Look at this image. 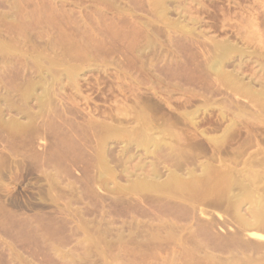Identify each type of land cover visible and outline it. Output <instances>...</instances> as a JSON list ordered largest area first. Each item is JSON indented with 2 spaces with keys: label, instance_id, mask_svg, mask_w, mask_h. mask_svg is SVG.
<instances>
[{
  "label": "rangeland",
  "instance_id": "obj_1",
  "mask_svg": "<svg viewBox=\"0 0 264 264\" xmlns=\"http://www.w3.org/2000/svg\"><path fill=\"white\" fill-rule=\"evenodd\" d=\"M221 52L264 88V0H0V264H264V230L238 221L264 201L261 107L223 82L212 97L199 65ZM142 116L176 130L152 156ZM140 176L152 190L131 188Z\"/></svg>",
  "mask_w": 264,
  "mask_h": 264
},
{
  "label": "bare ground",
  "instance_id": "obj_2",
  "mask_svg": "<svg viewBox=\"0 0 264 264\" xmlns=\"http://www.w3.org/2000/svg\"><path fill=\"white\" fill-rule=\"evenodd\" d=\"M175 27H177V26H175ZM219 43H221V42H219ZM224 43H225V42H224ZM224 43H223V44H224ZM226 44H228V43H226ZM229 44H230V43H229ZM205 45H206V44H205ZM219 45H220V44H219ZM221 45H222V44H221ZM206 46H208V45H206ZM209 46H210V45H209ZM213 46H214V45H213ZM213 46L211 45L212 48H213ZM215 46H216V45H215ZM227 46H228V45H227ZM217 47H218V45H217ZM217 47H216V48H217ZM229 47H230V45H229ZM229 47H228V48H229ZM202 48H203V47H202ZM204 48H205V47H204ZM207 48H208V47H206V50H207ZM224 48H225V47H224ZM228 48H227V49H228ZM150 49H151V48H150ZM217 49H219V48H217ZM233 49H234V48H233ZM201 50H203V49H201ZM209 50H211V49L209 48ZM213 50H216V49H213ZM219 50H220V49H219ZM224 50H226V49H224ZM231 50H232V48H231ZM237 50H238V49H237ZM244 50H245V49H244ZM244 50H243V51H244ZM203 51H205V50H203ZM226 51H227V50H226ZM228 51H229V49H228ZM228 51H227V52H228ZM207 52H208V51H207ZM239 52H240V51H239ZM201 53H202V52H201ZM214 53L216 54V52H214ZM221 53H223V52H221ZM225 53H226V52H225ZM229 53H230V52H229ZM243 53H244V52H243ZM203 54H204V53H203ZM206 54H207V53H206ZM223 54H224V53H223ZM255 54H256V53H255ZM207 55H208V54H207ZM209 55H210V54H209ZM212 55H213V54H212ZM216 55H217V54H216ZM216 55H215V57H214L215 59H213V58H212V59H208V58H207L205 61H203L204 59H202L203 65H199V64H197V65H199V67L201 66V70H200L199 72H201L202 75H203L205 78H208V79H209V80H208V79H206V80H208L207 82L210 83V84H211V87H212V88H210V90L208 89V90L210 91V93H211V91H212V89H213V91H212V97H213V94H214V95H217L216 97H218V96H219V97H220V96H225L226 94H228V93H226L227 91L230 92V93H233V94L235 93V94H237V96L240 95V97H241V96L246 97V98H248V100L250 99L249 102H252V101H253V104H252V105H253L255 108H260V107H261L260 110L258 109V111H257V109H256L255 114H254L256 117L253 116V118H256L257 120H259V121H261V122H264V101H261V100H264V88L261 87V85H264V84H261V85H260L261 89H257V88H255L256 85L250 83V81H249L248 83H247V81L245 82L244 80H246V79L243 80V77H241V76L239 77V76H238L239 74H238V75H237V73L235 74V71H234V72L232 71V73H234V74L229 73L230 71H228V72L224 71L223 63H224V62H228V61H225V60H228V59H229V58H228V55H229V54L226 55L228 59L225 58V54H224L223 56H222V54H221L222 57H221L220 55H218V57H216ZM230 55H231V54H230ZM240 55H241V54H240ZM243 55H244V54H243ZM253 55H254V54H253ZM258 55H259V52H258ZM201 57H202V56H201ZM201 57H200V59H201ZM210 58H211V57H210ZM256 59H257V58H256ZM197 60H198V59H197ZM254 60H255V59H254ZM230 61H231V60H230ZM255 61H256V60H255ZM242 62H243V61H242ZM260 62H262V61L259 60V63H258V62H257V63L260 64ZM263 62H264V61H263ZM255 63H256V62H255ZM201 64H202V63H201ZM243 64H244V63H243ZM197 65H196V66H197ZM224 65H225V64H224ZM261 65H263V63H262ZM228 66H229V65H228ZM230 66H231V65H230ZM234 66H235V65H234ZM199 67H198V69H199ZM249 68H250V67H249ZM225 69H226V68H225ZM232 69H233V68H232ZM242 69H243V68H242ZM250 69H251V68H250ZM235 70H236V68H235ZM244 70H245V69H244ZM197 71H198V70H197ZM261 71H262V70H261ZM242 72H243V71H242ZM238 73H239V72H238ZM194 74H195V73H193V76H194ZM245 74H246V73H245ZM199 75H200V74H199ZM199 75H198V76H199ZM202 75H201L200 77H201V78H204ZM242 75H244V74L242 73ZM256 75H257V74H256ZM258 75H259V74H258ZM244 76H245V75H244ZM253 76H254V75H253ZM263 76H264V75H263ZM200 77H199V79H200ZM205 78H204V79H205ZM248 78H249V77H248ZM255 78H257V77H255ZM259 78H262V77H259ZM192 79H193V78H192ZM204 79H203V80H204ZM200 80H201V79H200ZM250 80H251V79H250ZM257 80H259V79L257 78ZM262 80H264V79H262ZM262 80H261V82H262ZM196 81H197V80H196ZM209 81H210V82H209ZM255 81H256V79H255ZM200 82H201V81H200ZM220 82H223V83H224V84L222 83V84L224 85V87H225V89H224V87H223V91L225 90L226 92L221 91V90H222V89H221L222 87L220 88V86H219V88H218V85H216V84H218V83L221 84ZM257 82H258V81H257ZM198 83H199V81H198ZM205 83H206V82H205ZM258 83H259V82H258ZM196 84H197V83H196ZM199 84L201 85V83H199ZM222 84H221V86H222ZM198 86H199V85H198ZM206 86H207V84H206ZM208 86H209V85H208ZM215 86H216V87H215ZM199 87H200V86H199ZM204 87H205V86H203V88H204ZM208 88H209V87H208ZM220 89H221V90H220ZM202 90H203V89H202ZM200 91H201V90H200ZM203 91H204V90H203ZM196 92H197V91H196ZM196 92H195V93H196ZM195 93H194V94H195ZM199 93H200V92L198 91V95H199ZM201 93H203V92H201ZM204 93L206 94V91H205ZM208 93H209V92H208ZM225 93H226V94H225ZM230 93H229V94H230ZM198 95H197V96H198ZM200 95H201V94H200ZM191 96H193L192 93H191ZM194 96H195V95H194ZM204 96H205V95H204ZM206 96H207V95H206ZM206 96H205V97H206ZM209 96H210V94H209ZM209 96H207V97H209ZM228 96H229V95H228ZM230 96H232V95H230ZM195 97H196V96H195ZM200 97H201V96H200ZM243 97H242V98H243ZM192 98H193V97H192ZM192 98H191V99H192ZM196 98H198V97H196ZM202 98H204V97H203V94H202ZM214 98H215V97H214ZM230 98L232 99V97H230ZM258 98H259L260 100H259ZM188 99H190V97H188ZM194 99H195V98H194ZM207 99H208V98H207ZM212 99H213V98H211V99L209 98V102H210V100L212 101ZM215 99H216V98H215ZM224 99H225V98H224ZM227 99H229V97H228ZM233 99H234V98H233ZM257 99H258V100H257ZM203 100H204V99H203ZM225 100H226V99H225ZM190 101H191V100H190ZM205 101H207V104H208V100H205ZM205 101H204V102H205ZM217 101H218V100H217ZM217 101H216V102H217ZM238 101H239V100H238ZM259 101H260V102H259ZM187 102H188V100H187ZM233 102H235V101L233 100ZM236 102H237V101H236ZM220 103H221V101H220ZM222 103L225 105V103H227V102H226V101H222ZM228 103H229V101H228ZM231 103H232V102H231ZM231 103H229V104H231ZM205 104H206V103H205ZM229 104H226V105H225V108H229L230 106L227 107V105H229ZM232 104H233V103H232ZM232 104H231V109L233 108V107H232V106H233ZM236 104H238V103H236ZM140 105H142V104H140ZM149 105H150V104H149ZM238 105H239V104H238ZM259 105H261V106H259ZM145 106H146V105H145ZM204 106H205V105H204ZM210 106H211V105H210ZM234 106H235V105H234ZM241 106H242V105H241ZM258 106H259V107H258ZM138 107H139V106H138ZM142 107H143V106H142ZM152 107H153V106H152ZM158 107H159V106H158ZM235 107H236V106H235ZM239 107H240V105H239ZM254 107H252V108H254ZM136 108H137V107H135V109H136ZM146 108H147V107H146ZM149 108H150V107H149ZM222 108H223V107H222ZM245 108H247V107H245ZM137 109H138V108H137ZM142 109H143V108H142ZM150 109H151V108H150ZM159 109H160V108H159ZM231 109H230V111H231ZM236 109H237V108H236ZM247 109H248V111H250V110H249L250 108H247ZM143 110H144V112L142 111V113H144V115L147 116L148 113L145 114V112H146L148 109H147V110L143 109ZM226 110L229 111V109H226ZM232 110H233V109H232ZM238 110H239V109H238ZM238 110H237V112H238ZM154 111H155V110H154ZM157 111H158V110H157ZM195 111L198 112L199 110H195ZM206 111H207V110H206ZM222 111H223V110H222ZM233 111H234V110H233ZM235 111H236V110H235ZM235 111H234V112H235ZM251 111H252V109H251ZM251 111L248 112V114H247V113H246V112H247L246 110L244 111V113H243V110H241V114H242V116H244L243 114L246 113L247 115L250 116L249 113H251ZM253 111H254V110H253ZM147 112H148V111H147ZM155 112H156V111H155ZM190 112H191V111H190ZM190 112L187 111V112L183 113V114H182L183 117H182V116H181V117H182L183 119H186V120L188 119V120H190V121H191V120L193 121V119L198 118L197 115H199V114H197V112H194V111L191 112V113H190ZM199 112H201V111H199ZM199 112H198V113H199ZM224 112H225V110H224ZM239 112H240V110H239ZM239 112H238V113H239ZM138 113H139V112H138ZM142 113H141V115H142ZM204 113H205V112H204ZM221 113H222V112H221ZM221 113H220V114H221ZM227 113H228V112H227ZM225 114H226V113H225ZM233 114H235V113H233ZM241 114L239 113V114H235V115H238V117H239V115H240L241 118H244V117L241 116ZM148 115L150 116V114H148ZM178 115H179V114H178ZM180 115H181V114H180ZM221 115H222V114H221ZM223 115H224V113H223ZM223 115H222V116H223ZM226 115H227V114H226ZM226 115H225V116H226ZM252 115H253V114H252ZM252 115H251V116H252ZM134 116H135V117H136V116L138 117L137 114L134 115ZM134 116H133V117H134ZM149 116L146 117V118H144V116H142V118H144V119H147V118H148V119H149ZM151 116H153V115H151ZM172 116H173V115H172ZM225 116H223V118H224ZM251 116H250V117H251ZM137 117H136V118H137ZM139 117H141V116L139 115ZM195 117H196V118H195ZM238 117H237V119H240V118H238ZM245 117H246V115H245ZM164 118H165V117H164ZM168 118H169V116H168ZM246 118H247V117H246ZM144 119H143V120H144ZM172 119H173V118H172ZM175 119H176V118H175ZM178 119H179V118H178ZM251 119H252V118H251ZM169 120H170V118H169ZM169 120H168V121H169ZM173 120H174V119H173ZM181 120H182V119H181ZM224 120H225V119H224ZM233 120H234V119H233ZM257 120H256V121H257ZM144 121H145V120H144ZM154 121H155V120H154ZM168 121H167V122H168ZM170 121H171V120H170ZM174 121H175V120H174ZM179 121H180V120H179ZM190 121H188V122H190ZM192 121H191V123H192ZM231 121H232V120H231ZM89 122H90V121H89ZM155 122H156V121H155ZM158 122H159V121H158ZM165 122H166V121H165ZM171 122H172V121H171ZM186 122H187V121H186ZM234 122H235V121H234ZM234 122L232 121V122H231L232 125L229 124V125H230L229 127L235 125ZM87 123H88V122H87ZM95 123H97V122H95ZM176 123L178 124V122H176ZM90 124H91V123H90ZM90 124H89V125H90ZM105 124H106V123H105ZM105 124H103V126H104ZM107 124H108V123H107ZM156 124H157V123H156ZM161 124H162V123H161ZM192 124H193V123H192ZM261 124H262V123H261ZM263 124H264V123H263ZM85 125H86V124H85ZM91 125H92V124H91ZM159 125H160V124H159ZM163 125H164V126L167 125V126H166L167 128H163V129H161V127H157V126H155L154 123H153V121H152L151 119H149V120H146V122H144V124L142 123V124L140 125L139 128H136V129L133 130V134H134V133H137V135L139 134L138 138H139L140 142L137 141L136 139H135V140H136L137 142H139L138 145L141 143V146H142L141 148H143V150L147 152V153L145 152L146 154L149 155L150 151H151V152L154 151V150H151V149H153V148H154V149H156V148H157V149H159V148H160V149H163L162 147H164V146L167 147V144H168V143L165 142V139H167V138L164 137L165 134L163 135V132H164V131H166L167 133H168V132H171V131H174V132L176 133V130H173L174 128L172 127V126H173L172 124H171V125H168V123H166V125H165V124H163ZM163 125H162V126H163ZM96 126H97V125H96ZM108 126H109V125H108ZM108 126H107V128H108ZM112 126H113V125H112ZM175 126H176V125H175ZM177 126H178V125H177ZM91 127H92V126H91ZM93 127H95V126H93ZM113 127H114V126H113ZM113 127H110V126H109V128H110V129L108 128L109 131L112 130ZM229 127H228V128H229ZM96 128H97L96 130H98L99 127H96ZM107 128H106V129H107ZM115 128H116V127L113 128V129H114L113 133H116V134H117V133H118L117 130H119V133L121 132L120 129L116 128V129H117V130H116ZM87 129H88V128H87ZM89 129H90V127H89ZM102 129H104V127H103ZM102 129H101V130H102ZM93 130H95V129H93ZM101 130H100V132H101ZM115 130H116V131H115ZM131 130H132V129H131ZM230 130H231V129H227V131L225 132V136H224L225 138H226V135H227L229 132H231ZM122 131H123V130H122ZM124 131H125V130H124ZM126 131H127V130H126ZM129 131H130V129H129ZM127 132H128V131H127ZM177 132H179L178 129H177ZM233 132L235 133V130H234ZM156 133H157V134H162V135H156ZM164 133H165V132H164ZM175 133H174V135H175L176 138H177V135H178V134L176 135ZM96 134H97V133H96ZM129 134H130V133H129ZM131 134H132V133H131ZM168 134H169V133H168ZM168 134H167V135H168ZM172 134H173V133H172ZM172 134L170 133V135H172ZM179 135H180V136H178L179 138L184 137V136H182L181 134H179ZM131 136H132V135H131ZM168 136H169V135H168ZM168 136H167V137H168ZM181 136H182V137H181ZM172 137H174V136L172 135ZM172 137L169 136V138H172ZM224 137H223V135H222L220 138H224ZM108 138H109V137H108ZM112 138H113V137H112ZM136 138H137V137H136ZM176 138H175V139H176ZM179 138H177V140H178ZM217 138H218V137H217ZM225 138H224V140H225ZM210 139H211V138H210ZM213 139H214V138H213ZM109 140H110V139H109ZM109 140H108V141H109ZM130 140H131V138H130ZM132 140H133V139H132ZM132 140H131L130 142H135V141H132ZM177 140H176V141H177ZM180 140L182 141V139H180ZM215 140H217V141H215ZM218 140H220V141H218ZM226 140H227V139H226ZM167 141H168V139H167ZM169 141H170V140H169ZM172 141H173V140H172ZM172 141H170V142H172ZM178 141H179V140H178ZM212 141H213V142L215 141V142H216V143L214 142L215 144H217L218 142H220V144L222 145V142H221V141H223V140H221V139H216V138H215V139L212 140ZM174 142H175V141H174ZM179 142H180V141H179ZM223 142H225V141H223ZM103 143H104V144H107L108 142L105 143V141H104ZM130 144H132V143H130ZM130 144H129V145H130ZM133 144H134V143H133ZM136 144H137V143H135L134 145H136ZM171 144H172V143H170V145H171ZM181 144H182V143H181ZM220 144H219V145H220ZM99 145H101V144H99ZM102 145H103V144H102ZM138 145H137V146H138ZM170 145H169V146H170ZM177 145H178V144H177ZM179 145H180V144H179ZM219 145L217 144L216 146H219ZM216 146H215V147H216ZM102 147H103V146H102ZM174 147H176V146H174ZM174 147H173V148H174ZM182 147H183V146H182ZM182 147H181V149H182ZM105 148H106V147H105ZM164 148H165V147H164ZM171 148H172V146H171ZM171 148H170V149H171ZM178 148H179V147H178ZM160 149H159V150H160ZM159 150H158V151H159ZM167 150H168V149H167ZM169 151H170V150H169ZM179 151H180V150H179ZM161 152H162V151H161ZM188 152H189V151H188ZM142 153H143V151H142ZM154 153H156V152H154ZM167 153H168V152H167ZM194 153H195V152H194ZM261 153H262V152H261ZM150 154H151V156H152L153 152L150 153ZM156 154H157V153H156ZM171 154L173 155V153H171ZM176 154H178V153H176ZM181 154H182V152H181ZM154 155H155V154H154ZM154 155H153V156H154ZM164 155H165V154H164ZM196 155H197V154H196ZM209 155H210V154H209ZM263 155H264V153H263ZM144 156H145V155H144ZM169 156H170V155H169ZM181 156H182V155H181ZM205 156H206V155H205ZM256 156H257V155H256ZM256 156H254V157H256ZM260 156H262V155H260ZM260 156H259V157H260ZM145 157H146V156H145ZM174 157H175V156H174ZM179 157H180V156H179ZM198 157H199V156H198ZM212 157H213V156H212ZM216 157H217V156H216ZM175 158H176V157H175ZM202 158H203V157H202ZM171 159H172V158H171ZM176 159H177V158H176ZM190 159H191V158H190ZM198 159H199V158H198ZM204 159H205V158H204ZM179 160H180V159H179ZM191 160H192V159H191ZM251 160H252V159H251ZM261 160H262V159H261ZM261 160H259V159H257V158H256V160L254 159V160H253L254 162H252V163L254 164V163L256 162V164H255V165L252 164V165H253V166H257V165H258V164H257V161H258V163L264 161V159H263V161H261ZM204 161H206V160H204ZM208 161H209V160H208ZM247 161H248V160H247ZM175 162H176V161H175ZM177 162H179V161H177ZM202 162H203V161H202ZM249 162H250V161H249ZM99 163H101V162H99ZM183 163H184V161H183ZM210 163H211V161H210ZM210 163H209V164H208V163H205V164H206V166H205V165H204V162H203V165H204L203 167H205V168L201 167V168H203L201 177H203V175H204L205 172H206V174H208L207 171H208V170L212 167V165H213V164L211 163V167L209 166V169H208V168H207V164L210 165ZM213 163H214V162H213ZM245 163H246V162H244V164H245ZM250 163H251V162H250ZM250 163L245 164V165H250ZM195 164H196V163H195ZM220 164H221V163H220ZM220 164H219V165H220ZM260 164H261V163H260ZM155 165H156V164H155ZM182 165H184V164H182ZM214 165H215V164H214ZM219 165H218V166H219ZM252 165H250V166H252ZM261 165H263V164H261ZM261 165H260V166H261ZM98 166H99V165H98ZM178 166H179V164H178ZM180 166H181V165H180ZM180 166H179V167H180ZM198 166H199V165H198ZM218 166H216V167L218 168ZM222 166H223V165H222ZM104 167H105V166H104ZM157 167H159V166H157ZM179 167H178V168H179ZM199 167H200V166H199ZM214 167H215V166H214ZM219 167H220V166H219ZM226 167H227V166H226ZM175 168H176V167H175ZM195 168H196V167H195ZM195 168H194V169H195ZM221 168H222V167H221ZM221 168H220V169H221ZM155 169H156V168H155ZM207 169H208V170H207ZM213 169H214V168H213ZM222 169H224V168H222ZM226 169H227V168H225L224 170H226ZM233 169L235 170V168H232V170H231L232 172H233ZM190 170H191V167H190V169H188V171H190ZM158 171H159V170H158ZM160 171H161V170H160ZM167 171H169V170H167ZM171 171H172V170H171ZM193 171H194V170H193ZM212 171H213V170H212ZM218 171H219V170H218ZM222 171H223V170H222ZM222 171H221V172H222ZM235 171H236V170H235ZM235 171H234V172H235ZM248 171H249V170H248ZM251 171H252V170H251ZM102 172H103V171H102ZM106 172H107V171H106ZM156 172H157V171H156ZM175 172H177V171H173L172 173L170 172V175L168 176V178L165 177L166 179H165L164 182L161 181V180H159L158 178H159L160 176H159V174L157 175V177H156L155 179L161 181V182H158V186L161 185L160 187L162 188V190H165V189L163 188L165 185H168V184L171 185V183H172L174 186L177 185L176 187L179 186V185H178V184H179V181H180V179H182V178H180L179 180H178V178H179V176L181 175V172H180V175H179L178 177H177V173H175ZM194 172H195V171H194ZM196 172H197V171H196ZM209 172H210V170H209ZM236 172H237V171H236ZM103 173H105V172H103ZM108 173H109V172H108ZM166 173H168V172H166ZM166 173H165V175H166ZM191 173H193V172H191ZM200 173H201V172H200ZM219 173H220V172H218V174H219ZM237 173H238V172H237ZM248 173H249V172H248ZM250 173H251V172H250ZM250 173H249V175H247V176H250ZM253 173H254V172H253ZM262 173H263V172H262ZM105 174L107 175V173H105ZM109 174H110V173H109ZM154 174H155V173H154ZM187 174H188V173H187ZM209 174H210V173H209ZM209 174H208V175H209ZM220 174H221V173H220ZM230 174H232V173H229V175H230ZM251 174H252V173H251ZM259 174H260V171H259ZM263 174H264V173H263ZM263 174H262V175H263ZM99 175L101 176V175H104V174H101V173H100ZM151 175H152V174H151ZM183 175H184V174H183ZM229 175H228V176H229ZM262 175H261V176H262ZM104 176H105V175H104ZM161 176H163V175H161ZM181 176H182V175H181ZM181 176H180V177H181ZM190 176H192V175H190ZM193 176H194V174H193ZM204 176H205V175H204ZM209 176H211V175H209ZM209 176H208V177H209ZM252 176H253V174H252ZM256 176H257V175H255V177H256ZM96 177H97V176H96ZM101 177H103V176H101ZM101 177H100V178H101ZM105 177H106V176H105ZM107 177H109V175H108ZM107 177H106V178H107ZM140 177H141V176H140ZM140 177H139V178H140ZM183 177H184V179H187V178H185L186 176H183ZM231 177H232V176H231ZM258 177H259V175H258ZM94 178H95V176H94ZM139 178H138V179L135 178L137 181L134 182V184H133V182L131 181L132 183H130V184H131L130 186L133 185L131 188H133V187H134V188H137V189H136L137 191H138V188H139V190L142 189V191L145 190L146 188H147L146 190H149V189L153 188V185H154L153 182H151L150 180H149V181L146 180V179H148L147 177H145L146 179H142L143 177H141L140 179H139ZM198 178H199V177H198ZM198 178H197V179H198ZM206 178H207V177H206ZM259 178H260V177H259ZM95 179H96V178H95ZM97 179H98V177H97ZM103 179H105V178H103ZM150 179H151V178H150ZM197 179H196V180H197ZM245 179H247V178H245ZM249 179H250V178H249ZM111 180H112V178H111ZM151 180H153V179H151ZM191 180H192V179H191ZM194 180H195V179H194ZM199 180H201V179H199ZM205 180H206V179H205ZM154 181H155V180H154ZM177 181H178V182H177ZM187 181H190V180L187 179L185 182H187ZM202 181H204V180L202 179ZM207 181H208V180H207ZM251 181H252V180H251ZM108 182H109V181H108ZM162 182H163V183H162ZM181 182H182V181H181ZM194 182H196V181H194ZM197 182H198V180H197ZM197 182H196V183H197ZM154 183H155V182H154ZM159 183H162V184H159ZM199 183H200V181H199ZM232 183H233V182H231V184H232ZM155 184H156V183H155ZM190 184H191V183H190ZM233 184H234V183H233ZM247 184H249V183H247ZM247 184H245L247 187H246L244 184H242V185L239 186V187H241V189H242L243 187L248 188L249 186H248ZM250 184H251V183H250ZM128 185H129V184H128ZM162 185H164V186L162 187ZM182 185H183V184H182ZM184 185H185V184H184ZM184 185H183V188H185ZM235 185H236V184H235ZM239 185H240V184H239ZM130 186H127L126 188H128V187H130ZM174 186H173V187H174ZM196 186H198V185H196ZM232 186H233V185H232ZM155 187H156V186H155ZM155 187H154V188H155ZM160 187H159V189H160ZM168 187H169V186H168ZM190 187H192V186H190ZM234 187H237V186H234ZM131 188H130V190H131ZM134 188H133V189H134ZM148 188H149V189H148ZM179 188H180V186H179ZM230 188H231V187H230ZM245 188H243V189H245ZM133 189H132V191L134 192L135 190H133ZM156 189H157V187H156ZM168 189H169V188H168ZM174 189H175V188H174ZM187 189H188V188H187ZM194 189H195V187H194ZM199 189H200V188H199ZM202 189H203V188H202ZM222 189H223V188H222ZM222 189H221V191H222ZM232 189H233V187H232ZM232 189H231V190H232ZM248 189H249V188H248ZM123 190H124V189H123ZM151 190H152V189H151ZM153 190H154V189H153ZM171 190H173V189H171ZM178 190H179V189H178ZM190 190H191V189H190ZM210 190H211V189H210ZM210 190H209V191H210ZM227 190H228V189H227ZM156 191H157V190H156ZM175 191H176V189H175ZM181 191H182V190H181ZM196 191H197V190H196ZM209 191H208V193H209ZM233 191H234V190H233ZM233 191H232V192H233ZM243 191H244V190H243ZM245 191H246V192H249L250 189H249L248 191H247V190H245ZM164 192H165V191H164ZM232 192H230V193H231V194H234V193H232ZM243 193H244V192H243ZM170 194H171V193H170ZM174 194H175V193H174ZM176 194L178 195V193H176ZM222 194H223V193H222ZM249 194H250V193H249ZM166 195H167V194H166ZM171 195H172V194H171ZM228 195H229V193H228ZM235 195H236V194H235ZM233 196H234V195H231L232 198L236 197L237 195L234 196V197H233ZM240 196H241V195H240ZM174 197H175V196H174ZM222 197H223V196H222ZM222 197H221V198H222ZM231 197H230V198H231ZM249 197H250V196H249ZM176 198H179V196H178V197L176 196ZM238 198H239V196H238ZM246 198H247V196H246ZM251 198L254 199L255 197L253 198L252 195H251ZM260 198H261V197H260ZM223 199H224V197H223ZM226 199H229V198L226 197ZM226 199H225L224 201H226ZM239 199H241V198H239ZM242 199H243V198H242ZM252 199H251V200H252ZM256 199H257V198H255V200H256ZM258 199H259V197H258ZM258 199H257L256 202H255L254 200H253V203L251 202L252 204H254V203H255V204L253 205V206H254L253 208L251 207L252 210H251L250 212H252V213H251L252 216L250 215V216H251V217L249 216L250 218H249L248 216H247L248 218H243L245 215H244L243 217H241L242 215L237 214V213H238L237 210H239V208H238V205H239V204H238V203H237L238 205H236L237 208H235V206H234V208L237 209V210H236L237 212L235 211L237 215H236V214H235V215H236V216L239 215V216L241 217V218H238V217H237V218H238V221L240 220V221H239V222H240V225H241V227L243 226L244 229H248V230H261V229H263V230H264V216H263V213H264V201H261V200H258ZM262 199H263V198H262ZM221 200H222V199H221ZM230 200H232V199H230ZM230 200H228V203H227V204H229V201H230ZM234 200H235V198H234ZM234 200H232V201H234ZM237 200H238V199H236L235 202H238ZM232 201H230V202H232ZM240 201H242V200H240ZM240 201H239V203H240ZM222 202H223V200H222ZM235 202H232V203L235 205V204H236ZM242 202H243V201H242ZM242 202H241V203H242ZM224 203H226V202H224ZM221 205H222V204H221ZM228 206H229V205H228ZM234 208H233V210H234ZM227 209H228V208H227ZM261 212H262V213H261ZM261 214H262V215H261ZM235 215H234V216H235ZM238 224H239V223H238ZM252 235H253L254 237L264 239V234L261 235L260 233L253 232Z\"/></svg>",
  "mask_w": 264,
  "mask_h": 264
}]
</instances>
